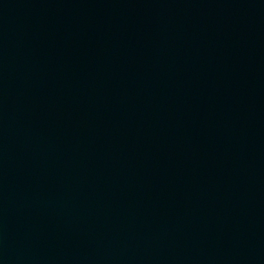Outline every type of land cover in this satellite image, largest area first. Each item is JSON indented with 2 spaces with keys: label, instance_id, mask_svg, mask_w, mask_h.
I'll return each mask as SVG.
<instances>
[{
  "label": "water",
  "instance_id": "1",
  "mask_svg": "<svg viewBox=\"0 0 264 264\" xmlns=\"http://www.w3.org/2000/svg\"><path fill=\"white\" fill-rule=\"evenodd\" d=\"M0 264H264V0H0Z\"/></svg>",
  "mask_w": 264,
  "mask_h": 264
}]
</instances>
